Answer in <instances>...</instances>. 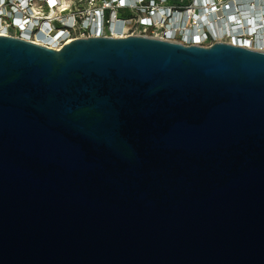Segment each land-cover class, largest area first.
Returning a JSON list of instances; mask_svg holds the SVG:
<instances>
[{
  "label": "water",
  "instance_id": "water-1",
  "mask_svg": "<svg viewBox=\"0 0 264 264\" xmlns=\"http://www.w3.org/2000/svg\"><path fill=\"white\" fill-rule=\"evenodd\" d=\"M0 264H264V52L0 36Z\"/></svg>",
  "mask_w": 264,
  "mask_h": 264
},
{
  "label": "built area",
  "instance_id": "built-area-1",
  "mask_svg": "<svg viewBox=\"0 0 264 264\" xmlns=\"http://www.w3.org/2000/svg\"><path fill=\"white\" fill-rule=\"evenodd\" d=\"M0 36L53 51L77 39L143 36L264 52V0H0Z\"/></svg>",
  "mask_w": 264,
  "mask_h": 264
},
{
  "label": "bare ground",
  "instance_id": "bare-ground-1",
  "mask_svg": "<svg viewBox=\"0 0 264 264\" xmlns=\"http://www.w3.org/2000/svg\"><path fill=\"white\" fill-rule=\"evenodd\" d=\"M260 11L257 12V16L259 15Z\"/></svg>",
  "mask_w": 264,
  "mask_h": 264
}]
</instances>
